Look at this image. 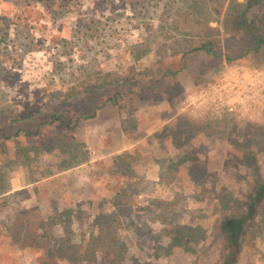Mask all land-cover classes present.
I'll list each match as a JSON object with an SVG mask.
<instances>
[{
  "label": "rangeland",
  "instance_id": "rangeland-1",
  "mask_svg": "<svg viewBox=\"0 0 264 264\" xmlns=\"http://www.w3.org/2000/svg\"><path fill=\"white\" fill-rule=\"evenodd\" d=\"M251 30L264 0H0V264H219L264 119L182 107L226 55L264 70ZM252 210L235 264H264Z\"/></svg>",
  "mask_w": 264,
  "mask_h": 264
},
{
  "label": "built area",
  "instance_id": "built-area-1",
  "mask_svg": "<svg viewBox=\"0 0 264 264\" xmlns=\"http://www.w3.org/2000/svg\"><path fill=\"white\" fill-rule=\"evenodd\" d=\"M182 110L197 119L213 120L226 114L264 119V70L225 65L207 85L187 94Z\"/></svg>",
  "mask_w": 264,
  "mask_h": 264
},
{
  "label": "trees",
  "instance_id": "trees-1",
  "mask_svg": "<svg viewBox=\"0 0 264 264\" xmlns=\"http://www.w3.org/2000/svg\"><path fill=\"white\" fill-rule=\"evenodd\" d=\"M251 34V46L246 50L245 53L247 52H258L262 46V44H264V32L261 34H257L255 30H251L250 31ZM201 49L206 53L211 54L213 57H220L221 53H217L216 51V45L213 41H205L202 42L200 45H194L192 48L188 49V51H192V50H198ZM244 54H242L241 56H243ZM241 56H239L238 58H240ZM226 60H228V64L232 65L234 63H237L235 61H233L232 57H230L229 55H226ZM217 72H215L213 74V76L216 74ZM212 76V77H213ZM212 77L206 81L203 82V84H201V86H205L207 85ZM189 115V114H187ZM190 116V115H189ZM193 117V116H190ZM53 120L58 119V116H52ZM197 119V118H195ZM263 191H264V185L262 186V188L260 189L261 192V196L259 195L260 192L257 193V195H253V197L250 199V208H248V212L247 214H244L243 216L240 217H236L235 219H226L224 221V224L222 226V232L223 234L226 235V253L221 257V259L219 260V264H235L237 257L239 255V251L241 248V243H240V238L242 233L244 232L245 229V223L247 222V220H249L250 218L253 217V206H254V202L258 201L260 197H262L263 195ZM260 196V197H259Z\"/></svg>",
  "mask_w": 264,
  "mask_h": 264
}]
</instances>
